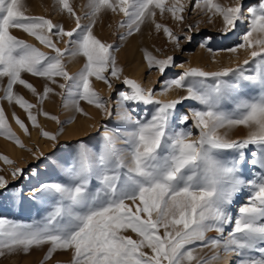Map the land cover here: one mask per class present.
Segmentation results:
<instances>
[{"label":"snow or ice","instance_id":"snow-or-ice-1","mask_svg":"<svg viewBox=\"0 0 264 264\" xmlns=\"http://www.w3.org/2000/svg\"><path fill=\"white\" fill-rule=\"evenodd\" d=\"M53 11L74 26L29 14L25 0H0V101L22 109L27 123L13 112L15 124L25 135L29 124L38 129L53 149L62 146L64 122L43 109L51 96L83 115L80 102L93 105L106 121L115 112L124 127L97 126L98 151L78 141L64 179L38 180L28 189V199L48 209L39 219L0 216V257L46 249L43 261L63 252L68 264H215L224 253L236 257L234 264H264V0H85L79 12L74 0H53ZM193 12L206 19H192ZM108 17H119L109 27L122 42L148 27L173 53H184L199 36L200 48L236 62L206 70L142 49L148 71L160 78L158 90L145 88L123 75L120 47L95 34ZM217 20L218 33H239L240 42L213 51L201 24ZM77 61L81 66L70 72L69 62ZM176 68L182 71L169 75ZM25 75L43 83L38 88ZM93 80L116 99L102 98ZM115 82L126 87L117 90ZM171 92L183 94L160 98ZM39 116L59 131H46ZM241 127L246 134L233 138ZM0 136L36 161L46 158L26 147L2 106ZM0 162L11 177L0 174V200L14 203L24 193L17 182L30 180L35 169L30 174L2 154ZM241 197L246 202L234 215Z\"/></svg>","mask_w":264,"mask_h":264},{"label":"rangeland","instance_id":"rangeland-1","mask_svg":"<svg viewBox=\"0 0 264 264\" xmlns=\"http://www.w3.org/2000/svg\"><path fill=\"white\" fill-rule=\"evenodd\" d=\"M85 2V0H74L76 9L79 12L80 6ZM248 2L255 3L256 0H248ZM29 14L32 15H43L50 16L54 20H59L65 23L67 28L74 26L73 23L68 21L66 17H62L53 11V0H25ZM119 17H108L99 21L95 27V34L102 40L113 43L120 47V51L116 53L119 65L123 68V75L129 78L135 79L142 85L147 87H154L159 89V83H155L160 78L155 71L149 72L146 66V62L143 60L142 49H147L152 52L153 55L158 57H163L165 55H175L176 62L184 63L186 66L192 67H203L206 70H217L221 67L232 66L236 62L235 57H230L227 53H220L215 57L212 53L208 52L207 49H202L198 46V41L200 37L197 36L196 40L192 44L185 47L184 53H173L171 46L167 44L165 38L161 34H157L148 27H144L141 34H136L133 37H129L126 41H120L118 38V30L110 28L109 24H114ZM192 19L203 20L204 17L198 16L195 12L192 13ZM170 22V21H169ZM220 22L217 20L214 24L209 25L206 23L201 24V28L205 34L211 35L213 37L212 47L213 51L220 48L231 47L235 43L240 42V34L233 33L229 35H222L217 32V28L220 27ZM115 33V34H114ZM13 34L26 39L29 43H36L32 38L27 37L26 34L21 33L19 30H13ZM37 46H39L37 44ZM42 51H47L42 46ZM159 49L160 51H157ZM138 56L142 58V65L138 69ZM244 53L241 52L240 59H243ZM216 62H213V61ZM81 66L80 62H69L68 70L70 72H75ZM182 69L176 68L169 72L171 75L173 72L179 73ZM29 82L33 83L34 86L39 88L40 84L43 83L39 78H34L29 75L24 77ZM93 87L99 93V95L108 100L116 99V92L110 93L107 86L101 81L93 80ZM115 87L117 90L124 89L126 86L119 82H115ZM15 90L23 95L29 102L36 103L35 98L31 95L28 90L24 89L22 86H16ZM59 91V89H57ZM178 94H183L182 92L174 96H163L161 99L167 100L175 98ZM188 103V102H186ZM0 106L5 109V114L8 121L13 129V131L19 136L21 141L26 145V147L31 148L35 151L37 148L45 153V159L42 161H36L33 159L32 154L17 147L13 142L0 136V154L6 155L9 159L15 162L16 167L27 168L28 172L33 173L35 169V174L31 176L30 180L17 182L18 186H22L24 189L23 196L17 199L14 203H9L8 201L0 200V216L13 218L16 220L30 222L33 218L39 219L48 210L45 206H42L37 201H32L28 199V189L39 181L47 180H58L64 179L63 167L70 166L72 150L75 148L78 141H83L89 145L94 151H98L101 139L100 134L97 130V126L107 123L109 126L116 128H123L124 126L117 120L115 112L113 116L105 120V117L97 110L93 105H90L84 101L80 102V106L83 108L87 115L75 112V110L69 106L65 107L60 96H51L49 99L45 100L42 107L45 111L51 115L57 116L63 123V131L60 133L59 141L60 145L56 149L52 148V142L46 140L39 134L38 129H34L31 125H28L30 135H25L22 130L19 129L15 121L12 120V113L15 112L21 119L26 120V115L22 109L15 105H9L6 101H0ZM227 107H231L228 105ZM183 110V109H182ZM38 120L42 128L46 131L57 132L60 126L50 119L43 116H39ZM70 121V122H69ZM242 128V127H241ZM102 131V128L100 129ZM195 134H198L195 133ZM246 134V130L242 128L238 133H233V138L242 137ZM117 147H123V145L117 143ZM8 167L3 162H0V174L5 175L9 180L11 177L8 174ZM246 202L243 197H241L236 204L233 206V213L235 215L238 210L240 203ZM210 236L215 235L214 233H209ZM46 249L33 250L28 255H8L5 257H0V264H68L70 259L69 254L58 252L54 254L53 259L48 261H43V255ZM205 254L210 255L208 250H205ZM236 257L228 254L221 253L215 264H224L226 261L229 264H234Z\"/></svg>","mask_w":264,"mask_h":264},{"label":"bare ground","instance_id":"bare-ground-1","mask_svg":"<svg viewBox=\"0 0 264 264\" xmlns=\"http://www.w3.org/2000/svg\"><path fill=\"white\" fill-rule=\"evenodd\" d=\"M142 58L140 57V56H138V69L141 67V65H142ZM176 94V92H171L170 94H169V96H174ZM239 130H242V128H239V129H237V130H235V133H238V131ZM224 264H229L227 261H226V263H224Z\"/></svg>","mask_w":264,"mask_h":264}]
</instances>
